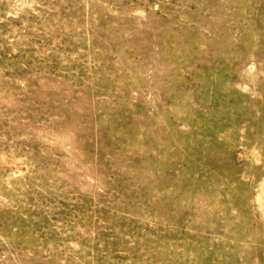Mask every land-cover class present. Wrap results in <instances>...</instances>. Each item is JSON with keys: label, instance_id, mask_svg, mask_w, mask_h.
<instances>
[{"label": "rangeland", "instance_id": "1", "mask_svg": "<svg viewBox=\"0 0 264 264\" xmlns=\"http://www.w3.org/2000/svg\"><path fill=\"white\" fill-rule=\"evenodd\" d=\"M0 264H264V0H0Z\"/></svg>", "mask_w": 264, "mask_h": 264}, {"label": "bare ground", "instance_id": "2", "mask_svg": "<svg viewBox=\"0 0 264 264\" xmlns=\"http://www.w3.org/2000/svg\"><path fill=\"white\" fill-rule=\"evenodd\" d=\"M260 197V196H259Z\"/></svg>", "mask_w": 264, "mask_h": 264}]
</instances>
